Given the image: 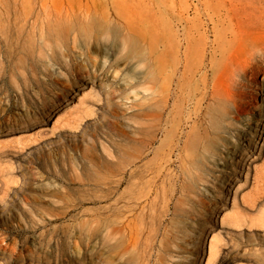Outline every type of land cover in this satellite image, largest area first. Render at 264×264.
<instances>
[{"label":"rangeland","instance_id":"obj_1","mask_svg":"<svg viewBox=\"0 0 264 264\" xmlns=\"http://www.w3.org/2000/svg\"><path fill=\"white\" fill-rule=\"evenodd\" d=\"M222 1L0 0V264H264V98L209 116Z\"/></svg>","mask_w":264,"mask_h":264},{"label":"bare ground","instance_id":"obj_2","mask_svg":"<svg viewBox=\"0 0 264 264\" xmlns=\"http://www.w3.org/2000/svg\"><path fill=\"white\" fill-rule=\"evenodd\" d=\"M246 2V1H244ZM247 3V2H246ZM246 3H242V2H235L234 0H229L228 2L222 1L219 2V7L222 10L223 13H221L224 17H226L227 19H229L231 21L230 25H229V38L227 40H225L224 42V47L221 48L220 53L223 54L225 57H223V55H221V58L219 61L215 62L216 64L213 63V66L215 67L216 70V74L214 76V81L212 82V96L214 99V103L211 107V112H210V120L213 126H217V127H222L223 125V121L225 120V117L227 116V113L229 112V106L228 103L231 102L233 104V106L235 107V116L240 115L241 113L245 112L247 110H250L249 106L247 105V101L244 100V97L246 96V92L244 90H239L240 87L246 88L247 84L245 82V79L248 78L250 80V82L253 85L252 90H250V96L251 98H264V84L260 85V74L264 75V37L260 34L257 33H253L250 31L249 29V25L252 24L254 21V14L251 13L252 11L250 10V2ZM252 8V7H251ZM254 12V11H253ZM254 16H253V15ZM256 20V19H255ZM257 21V20H256ZM263 21V20H262ZM252 22V23H251ZM253 27V26H252ZM228 36V35H227ZM221 36H218L217 34H215V38H214V42H221L220 39ZM224 38V37H223ZM220 48V47H219ZM264 77V76H262ZM249 82V81H248ZM196 89L193 88L191 93H190V103H193L196 99ZM208 116V112L206 113ZM212 114V115H211ZM196 116H198L197 112L195 113L194 116V120L197 118ZM240 117V116H239ZM252 118L255 119V116L253 115ZM163 119V118H162ZM208 119V117L206 118ZM209 121V120H207ZM255 121V120H254ZM209 123V122H208ZM210 127V125H209ZM211 128V127H210ZM211 130V129H210ZM210 132V131H209ZM190 133V132H189ZM210 135V134H209ZM202 140V139H201ZM212 140V139H211ZM210 140V141H211ZM209 141V142H210ZM147 144V143H146ZM160 149V148H159ZM133 164V163H132ZM129 168V166H128ZM130 170V169H129ZM126 171V170H124ZM142 171V170H141ZM146 172V171H145ZM149 173V172H148ZM128 174V173H127ZM146 174V173H144ZM129 175V174H128ZM123 177H121L122 179ZM136 178V177H135ZM140 178V177H139ZM138 177L135 180L139 179ZM148 178V177H147ZM126 179V178H125ZM128 180V179H126ZM144 180V179H143ZM119 181V180H118ZM118 181H114V182H118ZM124 181V180H123ZM129 181V180H128ZM131 181H133V179H131ZM147 181V180H146ZM121 182V181H120ZM133 182V183H134ZM136 185L138 184V180L136 181ZM140 182V180H139ZM132 183V184H133ZM142 183V182H140ZM116 184V183H115ZM131 184V183H130ZM113 185V184H112ZM135 185V190L137 189ZM144 185V184H142ZM147 184H145L146 186ZM131 186V185H129ZM152 186V185H151ZM128 187V186H127ZM133 187V186H131ZM139 188V187H138ZM147 188V187H146ZM140 189V188H139ZM142 189V188H141ZM126 192H128V190H125ZM131 189L129 190L130 193ZM132 192V191H131ZM151 192V191H150ZM136 193L138 194V192L136 191ZM135 193V194H136ZM131 194V193H130ZM128 194V195H130ZM149 194V192H148ZM126 195V194H125ZM134 196V192L133 194H131ZM150 196V195H149ZM155 196V195H154ZM128 197V196H126ZM129 198V197H128ZM128 198H124L125 200ZM154 199V198H153ZM156 199V197H155ZM116 200V199H115ZM115 200H111L112 202L114 201L116 204ZM133 200V199H132ZM135 200V199H134ZM147 200V199H146ZM118 201V200H117ZM128 201V200H126ZM130 201V200H129ZM152 200L150 199V202ZM156 202V200H154ZM111 202V203H112ZM113 202V204H114ZM143 202V201H142ZM152 203V202H151ZM151 203H148V206L151 205ZM110 205V202L108 203ZM119 204V203H118ZM124 204V203H122ZM126 204V203H125ZM124 204V206H125ZM131 204V203H130ZM108 205V206H109ZM121 205V204H120ZM137 205V204H136ZM135 205V206H136ZM139 205V204H138ZM141 205V204H140ZM156 206V204L154 203L152 205ZM113 206V205H112ZM115 206V205H114ZM113 206V207H114ZM119 207V206H118ZM126 207V206H125ZM151 207V208H152ZM112 208V207H111ZM137 208V207H136ZM141 208V206H140ZM147 208V207H146ZM114 209V208H113ZM149 209V208H148ZM118 210L119 209H115ZM121 210V208H120ZM143 210V209H142ZM155 210V209H154ZM114 211V210H113ZM97 212V211H96ZM123 212V211H121ZM145 211L143 210V213ZM153 212V211H152ZM120 213V212H119ZM133 213V212H132ZM140 213L141 210H140ZM139 212L137 213L138 215H141ZM143 213H142V217H143ZM107 214V211H106ZM113 216V213H111ZM110 214V215H111ZM116 214V213H114ZM118 214V213H117ZM96 215H99V213H97ZM126 215V214H124ZM134 215V214H133ZM100 216V215H99ZM98 216V217H99ZM132 216V215H131ZM148 216V215H147ZM150 216V215H149ZM141 217V216H140ZM145 217V216H144ZM143 217V218H144ZM113 219V221L111 222V224L114 225L115 223V218H111V220ZM120 219V217H119ZM129 219V218H128ZM105 220V219H104ZM109 220V219H108ZM122 220V219H121ZM154 220V219H153ZM158 220V219H157ZM156 220V221H157ZM98 221V220H97ZM96 221V222H97ZM107 221V220H106ZM117 221H120L117 219ZM138 221V220H137ZM144 221H146L144 219ZM142 221L141 223L143 224ZM101 222V221H100ZM110 222V221H109ZM107 222V227H108V223ZM122 221H120L121 223ZM125 222V221H124ZM123 222V223H124ZM103 223V222H102ZM118 223V222H116ZM137 223L140 224V222L138 221ZM145 223V222H144ZM155 223V222H154ZM158 223V222H157ZM103 226V224H101ZM117 225V224H116ZM141 225V224H140ZM139 225V226H140ZM105 226V225H104ZM115 226V225H114ZM123 226V224H122ZM152 226V225H151ZM95 226H92V232L94 230ZM99 227V222L97 223V228ZM101 227V226H100ZM116 227V226H115ZM142 227V226H141ZM160 227V226H159ZM124 228V227H123ZM122 228V229H123ZM129 228V227H128ZM100 229V228H99ZM103 229V228H102ZM107 229V228H106ZM130 229V228H129ZM147 229V228H145ZM144 229V230H145ZM154 229V228H153ZM153 229L151 231H153ZM160 229V228H159ZM143 230V228H142ZM141 230V232H142ZM95 231V230H94ZM98 230H96L95 233H97ZM104 231V230H103ZM107 231V230H106ZM124 231H126L124 229ZM148 233V230H146ZM150 231V232H151ZM155 231V229H154ZM159 231V230H158ZM99 232V231H98ZM102 232V231H101ZM100 232V233H101ZM129 232V231H128ZM140 232V233H141ZM145 232V231H144ZM143 232V234H144ZM94 233V234H95ZM104 233H107L104 231ZM152 233V232H151ZM150 233V236H151ZM93 234V233H92ZM93 234V235H94ZM102 234V233H101ZM100 235V234H98ZM97 236V234H96ZM112 236V234H111ZM110 236V237H111ZM153 236V235H152ZM157 236V235H156ZM95 237V236H94ZM100 237V236H98ZM103 236H101L100 238H102ZM113 237V236H112ZM147 237V236H146ZM119 238V237H118ZM154 238V237H153ZM99 239V238H98ZM111 239V238H110ZM122 239V238H121ZM126 239H129L128 237H126ZM109 240V239H108ZM117 240V239H116ZM130 240V239H129ZM113 241V242H112ZM120 241V238H119ZM124 241V240H123ZM122 241V243H123ZM108 241H106L107 243ZM112 244L110 245L111 247H107V248H113L115 247V243L118 244L115 240H111ZM121 243V241H120ZM129 243V242H126ZM163 245V241L161 242ZM131 244V243H129ZM140 244V243H139ZM109 245V244H108ZM161 245V244H159ZM160 247V246H159ZM99 247H97L98 249ZM97 249L95 251H97ZM99 250V249H98ZM159 250V249H158ZM161 250V249H160ZM112 251V250H111ZM162 252V251H161ZM96 253V252H95ZM98 253V251H97ZM96 255V254H95ZM101 255V254H100ZM158 255H160V252L158 253ZM162 256V253H161ZM98 257V254H97ZM100 257V256H99ZM99 260V259H98ZM97 260V261H98Z\"/></svg>","mask_w":264,"mask_h":264}]
</instances>
